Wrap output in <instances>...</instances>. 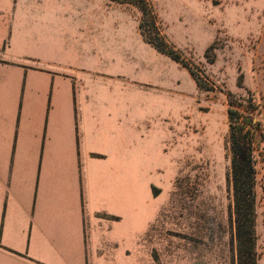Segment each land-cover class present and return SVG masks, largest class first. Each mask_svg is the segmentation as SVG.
I'll return each mask as SVG.
<instances>
[{"label":"crops","instance_id":"1","mask_svg":"<svg viewBox=\"0 0 264 264\" xmlns=\"http://www.w3.org/2000/svg\"><path fill=\"white\" fill-rule=\"evenodd\" d=\"M128 13L0 0V264H139L137 131L170 77L122 48Z\"/></svg>","mask_w":264,"mask_h":264},{"label":"rangeland","instance_id":"2","mask_svg":"<svg viewBox=\"0 0 264 264\" xmlns=\"http://www.w3.org/2000/svg\"><path fill=\"white\" fill-rule=\"evenodd\" d=\"M148 1L161 34L203 85L187 67L143 43L139 28L134 34V18L140 22L142 17L136 5L112 1L127 9L132 25V32L122 31L127 44L122 48L154 72L147 75L151 80L162 72L170 77L164 86L150 82L145 91L155 109L152 125L142 122L137 131L138 250L133 259L139 264H239L228 112L233 102L240 121L254 123L255 253L264 264V0ZM237 94L253 96L255 105H239Z\"/></svg>","mask_w":264,"mask_h":264},{"label":"trees","instance_id":"3","mask_svg":"<svg viewBox=\"0 0 264 264\" xmlns=\"http://www.w3.org/2000/svg\"><path fill=\"white\" fill-rule=\"evenodd\" d=\"M120 3H132L142 12L139 28L144 39L159 52L170 56L187 67L197 84L203 82L198 72L186 61L184 56L161 34L154 9L148 0H112ZM239 105L254 106V98L237 94ZM230 141L232 150V185L235 200L237 238L239 241V264H258L255 253V202H256V156L252 145L254 129L253 119L240 121L238 109L231 102L228 108ZM245 248H248L245 249ZM245 253L248 254L245 257Z\"/></svg>","mask_w":264,"mask_h":264}]
</instances>
